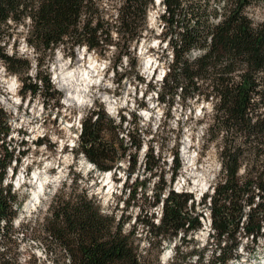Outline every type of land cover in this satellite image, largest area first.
<instances>
[{
  "label": "trees",
  "instance_id": "obj_1",
  "mask_svg": "<svg viewBox=\"0 0 264 264\" xmlns=\"http://www.w3.org/2000/svg\"><path fill=\"white\" fill-rule=\"evenodd\" d=\"M261 1H161L164 13L160 16L163 26L159 38L160 44L167 40L165 46L170 51V60L159 87L150 86L148 91H155L158 104H165L168 111L176 100L182 107L191 102H209L212 115L206 134L213 133L212 138L220 141L217 149L221 177L208 199L211 228L208 236L216 248L209 252L206 264L237 261L238 233L246 240L250 238L251 243H256L259 236L264 240V21L254 23L246 15V9ZM150 4L152 0H121L115 19L109 21L95 0H0V64L19 79L22 96L42 97L46 108L45 100L53 101L58 107L59 95L48 73L54 52L58 48L85 47L104 56L108 46L118 45L110 39L114 33L123 39L127 37L121 57L128 58L131 44L145 30ZM25 25L24 42L36 57L34 81L28 75L30 62L16 51L8 54L4 49L12 33ZM135 65L130 62V67ZM116 67L113 65L112 70ZM135 79L143 82L137 74ZM6 121V115L1 112L2 142L9 130ZM124 123L125 118L120 116L119 124H115L102 108L88 112L82 120L75 156L81 155L99 172L110 173L119 169L117 164L133 150V160L127 162L128 173H134L143 140L136 122L135 136L129 131L125 135L127 144L122 138L117 140L116 130L122 131ZM172 154L171 182L180 169L177 146ZM13 158L16 165L19 160L13 150L9 146H3L2 150L0 147V264H20L16 234L21 229H14L12 222L21 203L11 193L10 186L1 187ZM161 162L160 155L154 154L149 144L143 154V173L155 178ZM241 168L243 174L239 175ZM127 182L124 186L128 194L133 191L134 195L138 186H143L136 180L132 185ZM161 184L155 189L152 204L162 203L161 216L156 224L146 222V234H150L151 241L147 243L145 257L139 253V239L134 230L124 232L123 222L114 215L102 213L96 201L86 194L61 189L42 222L35 219L32 227L22 228H30L34 238L54 243L59 258L66 257L67 264H150L149 250L154 243L160 247L162 242L184 240L201 229L199 216L194 215L191 194L168 191L161 199L166 186ZM206 200L204 196L201 202L204 207ZM189 201L190 211L186 208ZM244 207H248V212L244 213ZM175 244V258L170 264H191L196 251L183 253ZM203 258L204 254L198 253L194 264H202Z\"/></svg>",
  "mask_w": 264,
  "mask_h": 264
},
{
  "label": "rangeland",
  "instance_id": "obj_2",
  "mask_svg": "<svg viewBox=\"0 0 264 264\" xmlns=\"http://www.w3.org/2000/svg\"><path fill=\"white\" fill-rule=\"evenodd\" d=\"M95 1L104 14L109 16V21L115 19L116 9L121 0ZM163 13V4L156 5L152 0V4L146 10L145 30L140 34V38L131 44L128 58L121 57L125 52L124 41L127 37L123 39L114 33L110 35V39L118 45L108 46L104 56L89 52L85 47L74 50L58 48L48 67L50 83L59 95L58 107H55L53 101L45 100V104H48L46 108L42 97L30 99L28 95L22 96L19 91L21 86L19 79L7 73L0 64V113L6 115L9 128L4 141H0V147L2 150L3 146H9L14 157L19 160L15 176L11 178L16 160L13 158L1 187L10 186L11 193L21 203L17 217L12 222L14 229L17 227L21 229L16 234L20 264H67L66 257L59 258L60 254L54 243L34 238L30 234L32 231L30 228L29 230L22 228L25 225L32 227L35 219L41 223L48 215L49 206L55 195L61 189L69 193L86 194L96 201L102 213L119 218L123 222L124 232L134 230L135 236L139 239V253L145 257L147 243L151 241L150 234H146L145 225L147 221L156 224L160 219L158 207L161 206V202L156 206L152 204L155 189L158 185L161 186L162 182L166 186L161 199L166 197L168 191L191 194L194 215L199 216L201 229L186 236L184 240L181 238L178 241L177 238L176 242H162L160 247L154 243L149 250L151 257L148 258V262L170 264L175 258L174 243L180 246V252L196 251L190 259L191 264H194L198 253L204 254L201 263L206 264L205 259L210 255L209 252L215 250V242L208 236L211 233L210 223L207 227L203 225L207 219L210 221L208 199L213 185L221 177L217 149L220 141L212 138L213 133L206 134L211 121L212 106L209 102L201 101L193 104L191 102L189 106L182 107L176 100L172 109L168 111L165 104H158L156 92L148 91L150 86L159 87L162 80L160 77L162 73L167 72L170 60V51L165 46L167 40L160 44L159 38L163 26L160 16ZM246 15L254 23L264 21V0L246 9ZM136 24H140L139 18ZM26 26H19L12 33L9 41L6 40L4 49L8 54L16 51L30 62L31 69L28 75L31 81H34L37 73L36 57L33 50L24 42ZM131 61L136 65L130 67ZM79 63L82 64V69L89 70V78L86 76L84 79L77 76L66 78L67 76L62 75L65 68L69 67L73 71ZM90 63L95 69L89 68ZM113 65L117 66L115 70H112ZM56 66L59 68L58 80L54 74ZM136 74L143 82L135 79ZM11 82L15 84L13 94L9 89ZM94 108H102L115 124H119L120 116L125 118L122 131L116 130L117 140L122 138L124 144H127L126 133L129 131L135 136L133 126L135 122L138 124V133L143 143L136 157L137 166L134 173H128L127 162L133 160V150L128 151L127 155H130L117 164L119 169L110 172L109 179L84 157L75 156L79 126L85 115ZM1 137L2 135L0 139ZM112 138L116 137L113 135ZM149 144L153 147L154 154L160 155L162 161L161 170L157 175L159 180L157 176L151 179L143 173V154ZM176 146L180 169L171 182L169 169L173 166L170 162ZM21 152L24 154L21 155ZM35 174L40 178L37 183L32 178ZM242 174L241 168L239 175ZM22 176L23 183L16 187L17 180L20 181ZM126 180L129 185L136 180L138 183L142 182L143 186H138L134 195L133 191L128 194L124 186ZM40 185L44 189L40 203L36 209L27 212L25 207ZM201 186L204 188L202 192ZM130 190L133 188L130 187ZM202 193L203 197H207L205 207L201 205L203 198H200L199 202L196 200ZM190 201L186 205L188 211ZM254 202H257V198ZM246 212L248 207H244V213ZM262 227L264 228V221ZM22 233L25 235L23 238ZM236 237L239 243L236 251L238 260L230 261L231 264H264L263 237L259 236L256 243H251L250 238L246 240L240 233ZM164 255L166 259L163 260Z\"/></svg>",
  "mask_w": 264,
  "mask_h": 264
},
{
  "label": "bare ground",
  "instance_id": "obj_3",
  "mask_svg": "<svg viewBox=\"0 0 264 264\" xmlns=\"http://www.w3.org/2000/svg\"><path fill=\"white\" fill-rule=\"evenodd\" d=\"M147 64H148V62H147ZM82 64L81 63H79L77 66H76V68L72 71V70H70L69 69V67H67V68H65V70L63 71V73H62V75H64V76H67L66 78H68V77H71V76H77L78 78H82V79H84V77L86 76L87 78H89L90 76H89V70L87 71V69H82ZM84 68H85V66H84ZM89 68L90 69H95V66L92 64V63H90L89 64ZM88 68V69H89ZM150 68V67H149ZM58 67L56 66V68H55V70H54V74H56V80H58L59 79V72H58ZM68 69L70 70V71H68ZM61 75V77H63ZM65 78V79H66ZM81 79V80H82ZM85 84V83H84ZM14 82H11L10 83V86H9V89L11 90L10 91V93H12L13 94V92H14ZM64 127L65 128H68L67 127V125H64ZM109 173V172H108ZM104 175L106 174V173H103ZM109 174H111V173H109ZM33 180H35V182L37 183L39 180H40V178L35 174L34 175V177H33ZM41 189H43V186L42 185H40L35 191H34V193H33V196H32V199L30 200V202L28 203V205L25 207V210L27 211V212H31L32 211V209H36L37 208V206L39 205V203H40V200H41V195L43 194H41ZM203 187L201 186L200 187V191L202 192L203 191ZM43 192H44V189H43ZM37 201H39L38 202V205H37ZM164 259H166V255H164L163 256V260Z\"/></svg>",
  "mask_w": 264,
  "mask_h": 264
},
{
  "label": "built area",
  "instance_id": "obj_4",
  "mask_svg": "<svg viewBox=\"0 0 264 264\" xmlns=\"http://www.w3.org/2000/svg\"><path fill=\"white\" fill-rule=\"evenodd\" d=\"M16 171H17V170H13V171L11 172V178L15 176ZM161 205H162V204H161ZM161 208H162L161 206L158 208L160 212H161Z\"/></svg>",
  "mask_w": 264,
  "mask_h": 264
}]
</instances>
